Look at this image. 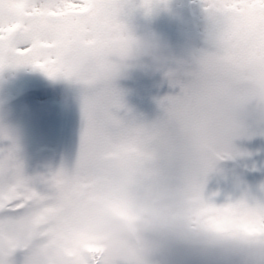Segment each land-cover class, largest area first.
<instances>
[{"label": "snow or ice", "instance_id": "1", "mask_svg": "<svg viewBox=\"0 0 264 264\" xmlns=\"http://www.w3.org/2000/svg\"><path fill=\"white\" fill-rule=\"evenodd\" d=\"M209 49L183 94L162 104L151 125L122 117L114 82L68 62L127 54L125 9L146 15L167 0H0V72L31 66L51 78L84 79V127L75 165L27 177L19 146L0 127V264L21 250L23 264H106L98 225L110 212L130 213L144 198L166 199L193 232L246 246L264 262V201L247 195L224 205L205 197L218 160L241 155L232 119L247 80L264 70V0H200ZM264 135L257 127L244 136ZM40 183L47 191H38ZM264 190V186H262Z\"/></svg>", "mask_w": 264, "mask_h": 264}, {"label": "rangeland", "instance_id": "2", "mask_svg": "<svg viewBox=\"0 0 264 264\" xmlns=\"http://www.w3.org/2000/svg\"><path fill=\"white\" fill-rule=\"evenodd\" d=\"M194 1L195 9L198 7L197 11L201 17L203 34L206 35L208 32L206 12L202 5L200 6V0ZM133 3H139V0H133ZM181 3L182 0H167L166 6L154 9L148 15L141 8L125 9L121 20L129 34H155L158 36V31L161 32L158 37L169 46L174 56L179 51L190 50V46L183 42L186 27L184 28L183 25L185 12L180 10ZM166 21L169 22L163 28L162 23ZM187 25L189 30V24ZM201 32V27H199V36L196 40L198 50H201L203 45ZM177 36L183 37L178 38ZM205 38V43H207L205 50H207L209 44L207 37ZM176 60L181 61L180 65H172V67L180 69L178 78H170L162 70H158L155 74L159 75H156L152 80L143 78L145 75L148 76L147 73L138 72L134 74L141 75L142 79L128 78L126 86L122 80L115 81L114 85L121 94L123 102V108L119 115L134 117L138 123L145 125L160 121L164 116L162 104L167 103L170 97L183 94L185 85L191 79L192 72L197 68L194 61L182 60V58ZM26 70L32 74L26 76ZM0 74H2L4 83L6 82L0 87V127L6 128L9 135L16 140L19 146V156L23 162L24 174L27 177H48L61 169L62 166L71 170L78 157L84 127L83 88L62 77L51 78L31 66L7 69ZM18 75L19 80L17 79ZM11 79H17V81ZM158 82L163 83L156 84ZM38 86L44 88L36 90ZM28 88H31L32 91H27L28 93L21 100L14 102L17 99V96H14V100L11 102L13 107L4 103V100H8V97L15 94V90L25 91ZM5 109H9V111H4ZM63 112L66 113L65 120L59 119L64 116ZM72 116L75 117L71 118ZM6 141L7 145L4 144L5 146L2 147H7L10 143L9 140ZM0 143L3 144L2 141ZM233 143L241 155L222 159L228 162L229 167L220 166L209 172L204 188L205 197H210L212 202L218 206L236 201L245 195L249 197V202H252V198L264 201V190H262V186H264V135L243 136L234 140ZM41 166L51 174L42 173L43 168L42 171L38 170ZM231 166L238 167L240 171L232 170ZM244 170L251 171L252 176H247ZM34 187L38 191H47L46 186L40 183L35 184ZM188 239L190 238H177L173 241L179 240L180 242ZM195 239L199 243L193 241L192 245L211 247L200 243V237H195ZM212 242L237 250L241 254L248 252L243 248L236 247L231 242ZM252 255L251 258L257 260ZM23 258L24 256L22 260ZM10 260L13 264H17L19 259L16 254H13ZM19 264H23V261Z\"/></svg>", "mask_w": 264, "mask_h": 264}, {"label": "clouds", "instance_id": "3", "mask_svg": "<svg viewBox=\"0 0 264 264\" xmlns=\"http://www.w3.org/2000/svg\"><path fill=\"white\" fill-rule=\"evenodd\" d=\"M130 38L131 48L127 54H108L102 65L89 58L77 60L71 55L68 56V62H74L82 73L99 74V77L112 82L153 68L162 70L170 78H178L180 69L171 67L173 54L160 37L155 34H131ZM66 80L83 89L88 86L84 79ZM191 80L192 75L185 86ZM231 115L240 130V134L229 138L233 147V141L243 137L244 132L257 127L264 128V70L246 81ZM98 228L106 264H162L160 257L177 238L204 237L215 241L190 230L164 198L141 199L130 213L110 212L101 219ZM232 244L247 250L244 245Z\"/></svg>", "mask_w": 264, "mask_h": 264}, {"label": "water", "instance_id": "4", "mask_svg": "<svg viewBox=\"0 0 264 264\" xmlns=\"http://www.w3.org/2000/svg\"><path fill=\"white\" fill-rule=\"evenodd\" d=\"M220 256L221 258H227V260L231 263L234 264H239L235 259H230L229 255L223 253V254H215L212 252H200V253H191V252H179V253H174L168 264H189L185 263L187 262L188 259H204V257H209V259L214 258V256ZM185 260V262H183ZM182 261V262H181Z\"/></svg>", "mask_w": 264, "mask_h": 264}]
</instances>
